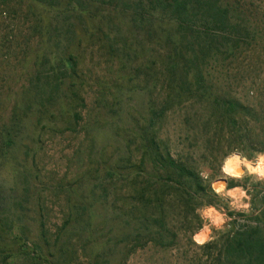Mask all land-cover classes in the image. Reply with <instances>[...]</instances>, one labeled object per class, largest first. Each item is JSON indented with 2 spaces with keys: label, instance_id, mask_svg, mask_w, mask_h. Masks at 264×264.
<instances>
[{
  "label": "rangeland",
  "instance_id": "1",
  "mask_svg": "<svg viewBox=\"0 0 264 264\" xmlns=\"http://www.w3.org/2000/svg\"><path fill=\"white\" fill-rule=\"evenodd\" d=\"M46 1L0 0V254L8 255L0 264H32L26 248L57 264H224L220 245L231 230L255 224L264 195V176L249 166L264 157V0H244L258 6L256 40L214 63V92L252 110L229 134L198 100L173 103L158 115L167 93L165 48L161 38L157 44L148 36V20H134L118 1L81 0L92 17L73 16L70 27L66 13ZM46 53L51 59L73 54L77 65L59 79V99L45 109L40 101L50 86L42 84L54 77L51 62L36 61ZM72 83L83 106L63 96ZM152 135L163 155L196 170L216 196L193 212L202 221L195 230L191 210L186 214L169 192L165 227L150 222L162 235L130 251L121 237L136 233L135 217L146 211L134 189L162 173L151 166ZM232 154L243 160L239 173L226 168ZM220 178L226 183L213 188ZM201 229L208 234L199 242L194 235ZM17 235L25 246L18 247Z\"/></svg>",
  "mask_w": 264,
  "mask_h": 264
},
{
  "label": "trees",
  "instance_id": "2",
  "mask_svg": "<svg viewBox=\"0 0 264 264\" xmlns=\"http://www.w3.org/2000/svg\"><path fill=\"white\" fill-rule=\"evenodd\" d=\"M48 1H46L47 7H55L61 13H66V26H75V23L70 21L73 16L78 17L81 21L91 16L84 15L87 11L85 9L87 4H83L81 0ZM110 1L121 3V9H128L132 18L140 19L141 24L148 20V36L152 37L155 43L160 44L159 38L162 39L161 42L165 48V58L162 63L167 93L164 105L158 108V115L164 114L165 110L172 108L173 103L180 104L185 101L198 100L200 103L203 102V111L205 113L208 111L207 118L211 120L214 118L215 124H219L221 130H225L229 134V130L241 122L243 112H252L234 97L215 93L212 88V79L216 61L223 62L231 58L240 51L241 47L250 44L259 36L261 28L257 17L258 6H253L254 3L244 0ZM52 58L48 56V53L40 54L36 61V64H39V60L40 64L51 62L49 69L52 70L54 77L42 84V88L50 86L47 98L40 101V107L44 108L46 104L55 105L56 100L59 99L55 97L56 92L62 91V82L59 79L62 76H67L68 70L75 73L77 65L73 54L58 59L56 56ZM223 64L221 65L224 67ZM79 89L78 85L72 83L66 89L70 93L63 95L75 102L74 106L75 104L84 105V98L79 93ZM21 108L24 110L23 105ZM45 112L47 110L41 113ZM153 113H155L154 110ZM14 115L16 116L13 118V122L18 118V113H14ZM73 115L75 119L81 117L75 111ZM42 117L39 116V121ZM18 125H21L20 121ZM7 132L9 133V131ZM147 139L150 152L154 155V159H150L151 166L154 170H161L162 173L160 176L153 177L152 175L148 183L134 189L135 194L139 195L144 209L151 210V212L144 211L142 216L135 217V226L133 227V229L136 228L135 234L131 230V234L122 235L121 240L131 242L130 251L143 246L148 240H152L155 234L162 235V233L151 231L150 222L158 221L160 227H165L166 214L164 210L170 200L167 197L169 192L177 193L178 204L185 207L186 214L189 210L193 213L197 207L213 204L216 196L210 183H205L196 170L181 160L174 159L168 151L163 155L159 151L160 147L155 135L147 137ZM1 150H3L2 146H0V152ZM139 165L142 167L140 170H146L144 159H140ZM106 174L110 179L103 187L105 192L111 180V172H106ZM150 184L153 185L152 188H150ZM154 184L159 186H154ZM253 189L256 190V187ZM146 193H148L147 197H145ZM261 202L262 206L257 207L252 216L255 224L243 223L240 227L227 233L224 242L220 245L223 247L220 253H223L224 264H264V195ZM186 214L185 218H187ZM193 219L197 222L194 229H199L202 225L201 218L193 213ZM2 232L3 230H0V237ZM142 234H145V237H141ZM132 235L134 236L132 237ZM15 238L18 240V247L25 246V240L20 235ZM155 242L161 245L171 243V241L164 243L162 240H155ZM214 243V241L206 243V246L211 247ZM14 249L15 247L12 246L7 250L13 251ZM27 249L24 253L31 259L32 264H43L44 262L57 264L48 260L46 254L38 252L34 254L35 251ZM2 256L3 254H0V261L7 260V254Z\"/></svg>",
  "mask_w": 264,
  "mask_h": 264
},
{
  "label": "bare ground",
  "instance_id": "3",
  "mask_svg": "<svg viewBox=\"0 0 264 264\" xmlns=\"http://www.w3.org/2000/svg\"><path fill=\"white\" fill-rule=\"evenodd\" d=\"M225 164L226 168L232 173H239L243 169V160L235 154L227 156L225 159ZM249 166L251 172L256 173L258 176H264V157H259V159L255 163H251ZM221 183L222 182L220 181V179H218L214 184L215 186H217ZM221 187H219L218 190H220ZM215 218L217 220L218 216L216 215ZM207 234V229H201V231L195 233L194 237L195 239H197V241L202 242L206 239Z\"/></svg>",
  "mask_w": 264,
  "mask_h": 264
},
{
  "label": "water",
  "instance_id": "4",
  "mask_svg": "<svg viewBox=\"0 0 264 264\" xmlns=\"http://www.w3.org/2000/svg\"><path fill=\"white\" fill-rule=\"evenodd\" d=\"M220 181L222 182V183H226V178H220ZM216 186H215V184H213V188H215Z\"/></svg>",
  "mask_w": 264,
  "mask_h": 264
}]
</instances>
